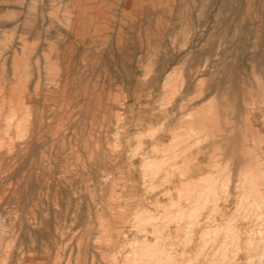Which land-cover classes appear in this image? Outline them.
<instances>
[{
	"label": "rangeland",
	"instance_id": "374dc122",
	"mask_svg": "<svg viewBox=\"0 0 264 264\" xmlns=\"http://www.w3.org/2000/svg\"><path fill=\"white\" fill-rule=\"evenodd\" d=\"M0 264H264V0H0Z\"/></svg>",
	"mask_w": 264,
	"mask_h": 264
},
{
	"label": "crops",
	"instance_id": "0c3cea01",
	"mask_svg": "<svg viewBox=\"0 0 264 264\" xmlns=\"http://www.w3.org/2000/svg\"><path fill=\"white\" fill-rule=\"evenodd\" d=\"M23 3V2H22ZM85 12V11H84ZM92 18V19H95V18H97V16L96 15H92V16H89L88 17V15H85V13H83V18ZM88 25L89 24H86L84 21L83 22H79V23H76V26H80V27H82L83 29H84V27L87 29V27H88ZM86 33L84 32V31H82L81 32V35H85Z\"/></svg>",
	"mask_w": 264,
	"mask_h": 264
},
{
	"label": "bare ground",
	"instance_id": "6f19581e",
	"mask_svg": "<svg viewBox=\"0 0 264 264\" xmlns=\"http://www.w3.org/2000/svg\"><path fill=\"white\" fill-rule=\"evenodd\" d=\"M262 1V0H261ZM232 10V9H231ZM259 48V47H258ZM259 59V58H258ZM236 72V71H235ZM239 73V72H238ZM230 80H231V78H230ZM252 88V87H251ZM242 91V90H241ZM244 94V93H243ZM250 97V96H249ZM246 109V108H245ZM35 122H36V120H35ZM37 123V122H36ZM32 129V128H31ZM33 130V129H32ZM21 148V147H20ZM9 157V156H8ZM7 168V167H6ZM213 189V188H212Z\"/></svg>",
	"mask_w": 264,
	"mask_h": 264
}]
</instances>
